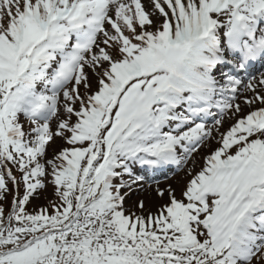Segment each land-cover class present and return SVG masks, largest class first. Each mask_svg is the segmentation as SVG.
<instances>
[{"label":"snow or ice","instance_id":"6c2138e0","mask_svg":"<svg viewBox=\"0 0 264 264\" xmlns=\"http://www.w3.org/2000/svg\"><path fill=\"white\" fill-rule=\"evenodd\" d=\"M0 264H264V0H0Z\"/></svg>","mask_w":264,"mask_h":264},{"label":"rangeland","instance_id":"374dc122","mask_svg":"<svg viewBox=\"0 0 264 264\" xmlns=\"http://www.w3.org/2000/svg\"><path fill=\"white\" fill-rule=\"evenodd\" d=\"M62 141L60 139H56L52 145L49 147V153L53 150L58 149L59 146L62 145ZM159 182L161 186H167L168 184H172L173 187H177L179 191V186L183 184V173L179 172H171L168 177L161 176L160 179L153 180L148 179L146 177L142 186L136 185L133 187L131 191L128 192V196L126 199V206L130 207L135 202L143 199L147 207H152L160 202L159 197L155 194L154 188L156 183ZM151 185V187H150ZM125 191H128L127 189ZM52 198V189L49 188L46 191H39L36 195L33 196L31 203L29 204V208L31 209L34 206H41L47 203V199Z\"/></svg>","mask_w":264,"mask_h":264},{"label":"trees","instance_id":"16d2710c","mask_svg":"<svg viewBox=\"0 0 264 264\" xmlns=\"http://www.w3.org/2000/svg\"><path fill=\"white\" fill-rule=\"evenodd\" d=\"M11 200V196H9V201Z\"/></svg>","mask_w":264,"mask_h":264}]
</instances>
